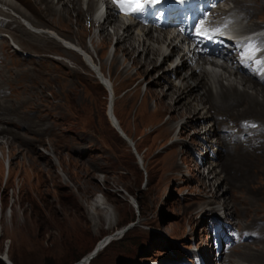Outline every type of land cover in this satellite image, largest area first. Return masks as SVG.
<instances>
[{"label": "rangeland", "instance_id": "374dc122", "mask_svg": "<svg viewBox=\"0 0 264 264\" xmlns=\"http://www.w3.org/2000/svg\"><path fill=\"white\" fill-rule=\"evenodd\" d=\"M47 1H36L41 11L39 18L35 12L29 10L27 14L23 10L31 18L29 23L25 21L29 20L27 17L14 13L17 19L24 17L22 29L33 31L40 22L49 23L52 17L44 4ZM82 1L87 4L89 0ZM227 5L234 7L232 2ZM256 8L264 12V0ZM260 13L258 17L262 16ZM255 20L264 26V19ZM248 23L249 20L244 22ZM89 27L88 21L85 28ZM9 31L0 26V45L7 40L23 58L39 57L47 65L52 63L53 71L48 66L42 72L21 71L34 78V90L29 96L9 102L10 110L5 111L14 133L13 141L9 140L11 147L5 145L4 155L0 153V264H15L13 260L18 264H216L215 251L222 252V246L219 251L216 249L219 239L210 233L213 227L229 235L224 238L229 242L236 231L255 237L254 242L247 241L233 253L230 264H264V150L256 152L260 158L256 163L252 156L244 159V163L222 159L214 146L217 135L226 137L222 131L235 132L236 127L232 122L226 123L210 141L206 130L212 129L213 123L211 119L204 120L202 112L181 113L174 134L165 142L158 126L152 124L155 116L149 110L135 120V115L119 104L116 113L122 131L113 113L108 71L103 77L100 72H94L99 77L90 88V93L98 99L95 116L86 118L78 112L68 121L62 118L68 110L66 102L55 98L54 85L66 88V83L75 79L72 71L93 72L98 56L90 38H86V44L94 56L88 59L59 47L66 41L65 37L53 35L52 43L34 46L23 39L25 34L12 37ZM114 49L113 43L107 50L106 61ZM172 60L151 65L149 74L132 82L130 87H123L118 96L139 83L142 93L138 104L148 88L156 93L169 92L165 79L158 78L165 76L166 81L170 79L176 85L188 70L169 75ZM190 67L194 69L195 65ZM52 75H62L65 79L56 84ZM155 80L158 84H154ZM253 87L264 90L255 84ZM175 99L178 105L191 101L189 94H175ZM214 104H209V110ZM231 105L240 109L232 113L234 118L250 117L249 121L259 124L260 134H264V115L240 108L239 100L222 106ZM152 107L155 108L154 101ZM241 112L245 113L238 116ZM169 117L167 114L163 121ZM217 119L223 121L226 117ZM52 152L57 157L54 154L51 157ZM182 155L187 158L185 161ZM30 159L38 167L30 166ZM229 174L241 177L233 179ZM225 180L234 184L233 201L228 198ZM209 182L214 186H209ZM214 193L222 198L214 199ZM95 197L113 210V228L99 213L96 215L99 225H94L87 206ZM223 198L229 207L222 212L219 204ZM235 210L247 215L240 225H233L238 222L233 218ZM227 211L230 215L225 214ZM77 257L80 260L75 262ZM223 258L226 254L217 264H223Z\"/></svg>", "mask_w": 264, "mask_h": 264}, {"label": "bare ground", "instance_id": "6f19581e", "mask_svg": "<svg viewBox=\"0 0 264 264\" xmlns=\"http://www.w3.org/2000/svg\"><path fill=\"white\" fill-rule=\"evenodd\" d=\"M15 1L19 2L20 6L12 0H0V26L10 30L9 33L12 37L25 34L26 37H23V39L25 38L30 44L37 46L40 43H52V36L58 35L66 39L59 47L65 48V50L74 55L78 56V54H82V56L91 59L94 55L89 50V45L86 44V38L89 37L90 45L94 53L98 56L95 61V66L92 67L93 72L91 74H82L79 70H75L70 72H75V79H73V81H68L66 83V88L62 89L61 85H54L55 92L53 95L55 98L64 99L68 109L65 110V115L62 116V118L68 121L72 120L76 117L78 112L83 114L86 118L95 116L97 113L98 99L90 93V88L92 87V81L99 80V77H97L94 72H100L103 77L108 71L109 83L112 89V100L114 102L113 113L119 129L122 131L121 121L116 113V105L119 104H122L130 113L135 115V120H137V116L142 113L146 114V111L149 110L150 113L155 116V121L152 124L158 126L157 130L161 131L162 140L165 142L174 134L175 123L181 113L197 114L202 112L204 120L211 119L213 123L211 126L212 129L206 130V134L210 141L212 139L211 137L217 135L218 132H220V128L225 127L226 123L232 122L234 123L233 127L241 128L236 133L223 130L222 133L227 135L229 140L227 137L225 138L221 135H217V141L214 143V146L218 147L217 151L221 154L222 159L228 162L234 160L235 163H244L243 160L248 159V156H252L253 162L255 161V163L260 159L259 156L256 155V152L261 149L264 150V134L255 133L254 136L251 137L248 133L253 132L252 130H246L243 128L244 126H238L241 122L249 121L250 117L236 119L232 113L236 114L240 111L239 108V110L236 109L237 105L228 107L222 105H226L227 102L229 103L231 101L238 102L239 100L240 108L243 107L251 112L255 110L260 116L264 115V109L261 108H264V90L261 89V91H258L257 88L254 89L255 86L253 87V84H255L262 88L264 87V83L259 82L256 78H254L256 79V81H254L234 70H230L229 64L232 62L229 58L223 60H205L201 58L200 49L193 46L187 50L182 46L184 38L179 35V33H176V29L174 28H171V31L139 28L136 30L137 32H134L133 29L137 27L135 22L131 19H120L114 7L109 5L105 13H100L98 8L100 0H89L87 4L82 0H48L44 4L48 10V15L52 17V19L49 20L48 24L39 21L41 24L38 25L36 29L28 31L24 28L22 29L25 25V21L28 23L31 22V18L27 15V11L30 10L35 12L37 14L36 18L41 16V11L36 2L37 0ZM231 1H233L235 8L225 11L228 20L227 23L230 28H237L246 33L257 32L264 29V26H261V24L255 20L256 18L264 19V12L260 13L258 12V8H256L260 0ZM84 6H86V11L84 10ZM23 10L27 12V14ZM236 10H239L240 13L234 12ZM14 13L22 14L29 20L23 22L24 17L17 19ZM259 13L262 14V16L260 15V17H258ZM240 14H242L243 17ZM29 15L31 16V14ZM232 19L234 20L233 23L231 21ZM246 20H249L248 24H244ZM88 21L90 22V27L85 28V23ZM238 23L240 24L239 28ZM13 25H15V28L11 29ZM50 28L53 30L49 31ZM108 28H111L112 31L110 32ZM43 31H45V33H40ZM95 31L96 33L94 34ZM113 43L115 44L114 53L111 54V57L106 61L107 50ZM18 53L19 52L14 49L12 44H9L7 40L2 41L0 45V153L2 156L6 149L5 145H10L9 148L11 147L9 140L13 141L12 135L14 133L13 128L10 127L13 124L8 122L11 119L8 120L5 116V111L10 110V105H8V103L14 101V99L19 96H29L35 87L34 78L29 74H22L21 71L32 69L42 72L47 66L50 71H53V64L47 65L45 59L39 57L23 58L20 56L21 54L19 55ZM168 58H173L172 65L169 68V75L188 69L187 72L184 73V76L179 77V82L176 85H172L170 79L166 81L165 76H160L158 78L159 81L160 79H165V82L168 84L167 90H169V92L156 93L152 88H148L144 92L141 103L138 104L139 96L142 93V89L140 88L141 83H139L135 88L128 90L124 95L118 96L123 87H130L132 82L137 79H142L149 74L151 65H156L160 61H165ZM92 62H94V60ZM192 64L195 65L194 69L190 67ZM132 70H135V72L133 73ZM43 73H46V71ZM63 79H65V77L62 75H52V80H54L56 84H60ZM154 84H158L156 80ZM240 85H243L242 88H240ZM245 85L248 87H244ZM41 91L43 90L41 89ZM175 94L181 96L182 94H189L191 101L187 104L181 103L178 105ZM215 100H217V104H214ZM152 101L155 102V108L152 107ZM243 101L244 103L242 105ZM208 103L214 104L210 110L208 108ZM207 110H209L208 115ZM244 113H238V116ZM167 114H169L170 117L164 122L163 118ZM218 116H224L226 119L219 121L217 119ZM242 136L246 138L244 142L241 140ZM231 140H234V142ZM216 152L214 154L215 158ZM52 154L56 156V154L52 152L50 153L51 157H53ZM186 159L187 158L182 155V160L185 161ZM172 163L173 167H176V163ZM29 164L32 167H38L35 166L36 162L31 159ZM41 167L40 169L43 170L44 168ZM261 170L262 169L259 171ZM230 176H232L233 179L241 177L237 175ZM225 182L228 188V198L233 201L236 199L234 184L226 180ZM209 186H214V183L212 184L209 182ZM213 198L220 199L222 196L220 197L218 194L215 195L214 193ZM219 206L222 212L228 210L229 206L226 203V198H223ZM87 208L95 226L99 225L98 216H96L97 213H99L105 218L106 222L110 224V229L114 227V212L99 197L93 198ZM225 214L230 215V211L225 212ZM234 214L233 218L238 222L237 224L234 222L233 225H240L242 223L240 220L245 219L247 216L245 212H240L238 210H235ZM231 227L232 226H230V228ZM219 229L218 227H213L210 233H213L212 236L219 239L218 248L220 250L222 245L229 242L228 240L223 241V239L227 238L229 235H226L223 231V233H221ZM229 230L230 229H228V233ZM239 234L240 237H242L244 231H240ZM229 240H231V238H229ZM247 240H252V242H254L255 237L250 235L247 237ZM245 243L246 242L231 248L226 254V258L221 259V261L223 260L222 263L230 264V257L236 250L245 245ZM214 244L215 242L213 241V245ZM215 253L214 262H218L223 256V252L217 253L215 251Z\"/></svg>", "mask_w": 264, "mask_h": 264}, {"label": "snow or ice", "instance_id": "6c2138e0", "mask_svg": "<svg viewBox=\"0 0 264 264\" xmlns=\"http://www.w3.org/2000/svg\"><path fill=\"white\" fill-rule=\"evenodd\" d=\"M114 2L121 5V10L126 14H133L142 12L147 6H155L164 2V0H114ZM198 35L204 36L206 33L198 32ZM211 38V37H209Z\"/></svg>", "mask_w": 264, "mask_h": 264}, {"label": "trees", "instance_id": "16d2710c", "mask_svg": "<svg viewBox=\"0 0 264 264\" xmlns=\"http://www.w3.org/2000/svg\"><path fill=\"white\" fill-rule=\"evenodd\" d=\"M79 260H80V258L77 257V258L75 259V262H77V261H79ZM13 262H14L15 264H18L15 260H13Z\"/></svg>", "mask_w": 264, "mask_h": 264}]
</instances>
